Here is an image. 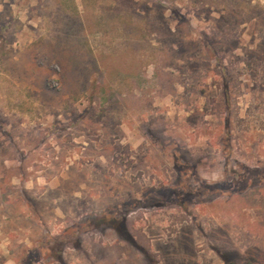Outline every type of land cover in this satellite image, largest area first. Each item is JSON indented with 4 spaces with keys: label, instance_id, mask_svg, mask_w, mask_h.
<instances>
[{
    "label": "rangeland",
    "instance_id": "rangeland-1",
    "mask_svg": "<svg viewBox=\"0 0 264 264\" xmlns=\"http://www.w3.org/2000/svg\"><path fill=\"white\" fill-rule=\"evenodd\" d=\"M32 262L264 264V0H0V264Z\"/></svg>",
    "mask_w": 264,
    "mask_h": 264
},
{
    "label": "crops",
    "instance_id": "crops-1",
    "mask_svg": "<svg viewBox=\"0 0 264 264\" xmlns=\"http://www.w3.org/2000/svg\"><path fill=\"white\" fill-rule=\"evenodd\" d=\"M74 184V183H73ZM93 184L95 183H75V188H73V190H71L70 192H72L73 196H75V199L76 198H81V194H83V189L85 190H88L87 188H89V190L93 189L96 187V191L97 193L99 192V189H102L100 183H96L95 187L92 186ZM64 185L65 183H57V188H58V192L60 193L58 196H57V199L56 200H60L61 198V194H62V189H64ZM95 191V193H96ZM86 193L89 192V191H85ZM94 193V194H95ZM120 199V198H119ZM75 201H81V203H85L83 200H75ZM119 203H121V199L118 200ZM205 258V257H204ZM39 261V260H38ZM38 261H36V263H38ZM34 262H32L31 264H33Z\"/></svg>",
    "mask_w": 264,
    "mask_h": 264
}]
</instances>
